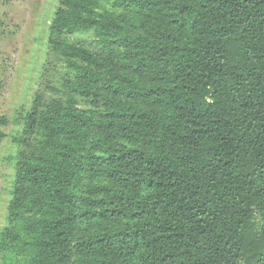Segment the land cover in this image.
<instances>
[{
    "label": "trees",
    "instance_id": "16d2710c",
    "mask_svg": "<svg viewBox=\"0 0 264 264\" xmlns=\"http://www.w3.org/2000/svg\"><path fill=\"white\" fill-rule=\"evenodd\" d=\"M49 46L4 264H264V0H60Z\"/></svg>",
    "mask_w": 264,
    "mask_h": 264
},
{
    "label": "rangeland",
    "instance_id": "374dc122",
    "mask_svg": "<svg viewBox=\"0 0 264 264\" xmlns=\"http://www.w3.org/2000/svg\"><path fill=\"white\" fill-rule=\"evenodd\" d=\"M59 1L0 0V118L8 120L6 126H0L7 135L0 143V236L7 225L16 174L15 162L10 158L17 151L13 139L21 135L22 118L31 109L37 93L49 98L60 90L63 61L53 55L49 46L50 26ZM140 11L135 5L117 11L122 34L141 32ZM84 106L97 115L106 111L103 101H88ZM87 148L91 149V145ZM79 193L84 194L83 190ZM88 226L83 224L82 228ZM0 264H4L1 251Z\"/></svg>",
    "mask_w": 264,
    "mask_h": 264
}]
</instances>
